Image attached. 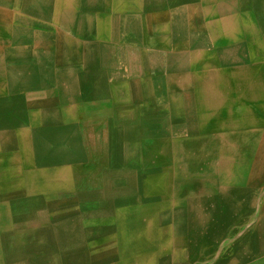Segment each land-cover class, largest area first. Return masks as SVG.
Instances as JSON below:
<instances>
[{"label":"crops","instance_id":"obj_1","mask_svg":"<svg viewBox=\"0 0 264 264\" xmlns=\"http://www.w3.org/2000/svg\"><path fill=\"white\" fill-rule=\"evenodd\" d=\"M0 94V264H264V0H0Z\"/></svg>","mask_w":264,"mask_h":264},{"label":"rangeland","instance_id":"obj_2","mask_svg":"<svg viewBox=\"0 0 264 264\" xmlns=\"http://www.w3.org/2000/svg\"><path fill=\"white\" fill-rule=\"evenodd\" d=\"M114 204L115 203L109 205L110 218L108 220L109 221L108 224L110 227H112L113 224L117 223L115 219L116 213L115 212L112 213V210L115 209ZM134 216H136V214H134ZM78 223L84 224V221L78 220ZM132 223H136V221L130 220L129 224ZM81 232L84 233V230H82ZM106 232L107 231H105L104 233V231L102 232L100 229L98 230L93 229V231H88L89 235L92 234V238H97V239L99 238L98 240L102 238L103 233L105 236L107 234ZM241 233L242 230L238 228L235 234L237 236L236 239L237 241L240 240ZM234 242H235L234 231H229V230L210 231L205 238L200 239L198 245H195L193 247L194 248L193 253L190 252L189 258L192 262L194 261L193 264H220L224 258L228 257L229 253H234L236 248Z\"/></svg>","mask_w":264,"mask_h":264},{"label":"bare ground","instance_id":"obj_3","mask_svg":"<svg viewBox=\"0 0 264 264\" xmlns=\"http://www.w3.org/2000/svg\"><path fill=\"white\" fill-rule=\"evenodd\" d=\"M60 1V0H59ZM88 1V0H87ZM112 1V0H111ZM62 2V1H61ZM122 2V1H121ZM60 3V2H59ZM58 4V3H57ZM56 4V5H57ZM61 4V3H60ZM77 4V3H76ZM112 4V3H111ZM125 4V3H124ZM147 4V3H146ZM56 5H54V6H56ZM64 5V4H63ZM66 5L67 4H65V7H66ZM69 5H70V3H69ZM72 5V4H71ZM145 5V4H144ZM61 6V5H60ZM73 6V5H72ZM123 6V5H122ZM59 7V6H58ZM67 7H69V6H67ZM115 7V6H114ZM117 7V6H116ZM124 7V6H123ZM126 7V6H125ZM124 7V8H125ZM146 7H148V6H146ZM153 7V6H152ZM155 7V6H154ZM157 7V6H156ZM11 8V7H10ZM120 8V7H119ZM65 9V8H64ZM69 9V8H68ZM71 9V8H70ZM73 9H74V7H73ZM117 9V8H116ZM115 9V10H116ZM139 9V8H138ZM54 10V9H53ZM75 10V9H74ZM79 10V9H78ZM114 10V9H113ZM114 10V11H115ZM124 11H126V10H124ZM138 11V10H137ZM149 14V13H148ZM153 15V14H152ZM115 16V15H114ZM145 16V15H144ZM155 16V15H154ZM153 16V17H154ZM141 17V16H140ZM156 17V16H155ZM157 18L158 17H156V20H157ZM160 18V17H159ZM158 18V19H159ZM114 19V18H113ZM164 19V18H163ZM162 19V20H163ZM166 19V18H165ZM155 20V19H154ZM53 21V20H52ZM103 21V20H102ZM49 22V21H48ZM107 22V21H106ZM116 22V21H115ZM105 23V22H104ZM155 23V22H154ZM102 25H103V22H102ZM115 25V24H114ZM153 25V24H152ZM164 25V24H163ZM80 26H81V24H80ZM108 26V25H107ZM107 26H105V27H107ZM115 27H116V25H115ZM147 29V28H146ZM175 29V28H174ZM169 30V29H168ZM104 31H102V33H103ZM115 32H116V30H115ZM155 33H156V31H154ZM160 32V31H159ZM24 33V32H23ZM22 33V34H23ZM28 33V32H27ZM97 33V32H96ZM154 33V34H155ZM163 33V32H162ZM98 34V33H97ZM106 34V33H105ZM160 34V33H159ZM101 35V34H100ZM153 35V34H152ZM162 35V34H161ZM169 36V35H168ZM180 36V35H179ZM13 37V36H12ZM28 37V36H27ZM93 37V36H92ZM102 38V37H101ZM105 38V37H104ZM99 39V38H98ZM102 40V39H101ZM104 40V39H103ZM30 41V40H29ZM143 41V40H142ZM76 42H78V41H76ZM209 42V41H208ZM31 44V43H30ZM106 44V43H105ZM113 45V44H112ZM104 47V46H103ZM154 48V47H153ZM76 49V48H75ZM104 50V49H103ZM124 51V50H123ZM106 52V51H105ZM139 52V51H138ZM116 54V53H115ZM108 55V54H107ZM125 55H126V53H125ZM161 55V54H160ZM159 55V56H160ZM144 56V55H143ZM135 57H136V55H135ZM109 58V57H108ZM111 58V57H110ZM109 58V59H110ZM115 58V57H114ZM145 58V57H144ZM147 58V57H146ZM107 59V58H106ZM206 59V58H205ZM111 60H112V58H111ZM114 60V59H113ZM137 60V59H136ZM145 61V60H144ZM120 62V61H119ZM138 63V62H137ZM140 63V62H139ZM157 63H159V62H157ZM161 64V63H160ZM159 65V64H158ZM124 66V65H123ZM138 66V65H137ZM161 66V65H160ZM182 67V66H181ZM105 69V68H104ZM118 69V68H117ZM103 70V69H102ZM97 71V70H96ZM110 71V70H109ZM109 71H108V73H109ZM146 71V70H145ZM105 72H106V70H105ZM112 72V71H111ZM181 73V72H180ZM98 74H99V72H98ZM122 74V73H121ZM124 74V73H123ZM170 74H173V73H170ZM145 75V74H144ZM96 76V75H95ZM101 76V75H100ZM125 76V75H124ZM172 76V75H171ZM185 76V75H184ZM57 77V76H56ZM63 77V76H62ZM131 77V76H130ZM155 78V77H154ZM169 78V77H168ZM184 78V77H183ZM210 78V77H209ZM135 82V81H134ZM105 85H107V84H105ZM182 85V84H181ZM168 86V85H167ZM166 86V87H167ZM108 87V86H107ZM172 90V89H171ZM6 91V90H5ZM31 91V90H30ZM106 91V90H105ZM109 91V90H108ZM102 92V91H101ZM158 92H159V90H158ZM108 93V92H107ZM4 94V93H3ZM109 94V93H108ZM1 95V94H0ZM70 95V94H69ZM99 95H100V93H99ZM71 96V95H70ZM111 96V95H110ZM115 96V95H114ZM97 97V96H96ZM102 97H104V96H102ZM120 97H121V95H120ZM110 98V97H109ZM115 98V97H114ZM36 99V98H35ZM69 99V98H68ZM113 99V98H112ZM12 101V100H11ZM71 101V100H70ZM112 101V100H111ZM94 103H96V102H94ZM132 103V102H131ZM74 104V103H73ZM157 104V103H156ZM83 105H84V103H83ZM92 105V104H91ZM90 105V103H89V106H91ZM122 105V104H121ZM142 105V104H141ZM146 105V104H145ZM158 105V104H157ZM61 107V106H60ZM139 107H140V105H139ZM67 108V107H66ZM88 108V107H87ZM30 110V109H29ZM84 110V109H83ZM100 110V109H99ZM112 110V109H111ZM150 110V109H149ZM88 111V110H87ZM91 111V110H90ZM145 111V110H144ZM28 112H30V111H28ZM83 112V111H82ZM121 112V111H120ZM55 113V112H54ZM128 113V112H127ZM126 113V114H127ZM66 114V113H65ZM120 114V113H119ZM56 115V114H55ZM69 115V114H68ZM124 115V114H123ZM141 115V114H140ZM72 116V115H71ZM75 117V116H74ZM77 117V116H76ZM142 117V116H141ZM163 117V116H162ZM78 118V117H77ZM106 118V117H105ZM126 118H128V117H126ZM131 119V118H130ZM60 120V119H59ZM80 120V119H79ZM36 121V120H35ZM73 121V120H72ZM39 122V121H38ZM81 122V121H80ZM25 123V122H24ZM26 124V123H25ZM167 124V123H166ZM15 125V124H14ZM97 126V125H96ZM167 126V125H166ZM176 126V125H175ZM8 127H9V125H8ZM84 127V126H83ZM101 128H102V126H101ZM167 128V127H166ZM176 128V127H175ZM86 129H87V127H86ZM105 129V128H104ZM164 129V128H163ZM173 129V128H172ZM10 131V130H9ZM39 131V130H38ZM88 131H89V129H88ZM141 131V130H140ZM143 131V130H142ZM90 132V131H89ZM98 132V131H97ZM100 132V131H99ZM105 132V131H104ZM146 132H147V130H146ZM138 133V132H137ZM140 133V132H139ZM144 134H148V133H144ZM150 135V134H149ZM148 136V135H147ZM106 137H107V135H106ZM140 139V138H139ZM16 140V139H15ZM134 140V139H133ZM16 142V141H15ZM141 143V142H140ZM132 144V143H131ZM137 144V143H136ZM168 144H169V142H168ZM17 145V144H16ZM90 145H91V143H90ZM162 145H163V143H162ZM146 146V145H145ZM144 147V146H143ZM163 148H164V146H162ZM85 148V147H84ZM133 148V147H132ZM158 148V147H157ZM160 148V147H159ZM18 149V148H17ZM14 150V149H13ZM12 150V151H13ZM87 150V149H86ZM93 150V149H92ZM99 154V153H98ZM89 155V154H88ZM92 156V155H91ZM94 157V156H93ZM166 157V156H165ZM168 157V156H167ZM153 158V157H152ZM103 159H105V158H103ZM91 160V159H90ZM93 160V159H92ZM131 161V160H130ZM129 161V162H130ZM98 162V161H97ZM163 162V161H162ZM92 163V162H91ZM88 164V163H87ZM94 164V163H93ZM137 164V163H136ZM135 164V165H136ZM154 164V163H153ZM101 166V165H100ZM125 166V165H124ZM138 166H139V164H138ZM168 166V165H167ZM14 167V166H13ZM12 167V168H13ZM123 167V166H122ZM121 167V168H122ZM130 167V166H129ZM128 167V168H129ZM4 168V167H3ZM6 168V167H5ZM145 169V168H144ZM162 169V168H161ZM26 170V169H25ZM82 170V169H81ZM146 170V169H145ZM74 171V170H73ZM80 171V170H79ZM141 171V170H140ZM88 171H86V173H87ZM91 172V171H90ZM94 172V171H93ZM134 172V171H133ZM162 172V171H161ZM54 173V172H53ZM96 173H97V171H96ZM100 173V172H99ZM7 174V173H6ZM133 174V173H132ZM140 174V173H139ZM142 174V173H141ZM75 175V174H74ZM145 175V174H144ZM151 175V174H150ZM45 176V175H44ZM44 176H43V178H44ZM80 176H82V175H80ZM89 176V175H88ZM133 176V175H132ZM141 176V175H140ZM2 177V176H1ZM83 177V176H82ZM74 178V177H73ZM78 178V177H77ZM51 179V178H50ZM49 179V180H50ZM92 179H94V178H92ZM132 179V178H131ZM148 179V178H147ZM3 180H4V178H3ZM52 180V179H51ZM59 180V179H58ZM57 180V181H58ZM83 180V179H82ZM102 180V179H101ZM55 181V180H54ZM129 181H130V178H129ZM133 181V180H132ZM142 181V180H141ZM152 181V180H151ZM42 182H43V180H42ZM48 182V181H47ZM52 182V181H51ZM77 182V181H76ZM88 182V181H87ZM92 182V181H91ZM144 182V181H143ZM158 182V181H157ZM25 183V182H24ZM102 183V182H101ZM174 183V182H173ZM38 184V183H37ZM82 184H83V182H82ZM93 184V183H92ZM129 184H130V182H129ZM132 184V183H131ZM163 184H164V182H163ZM99 185V184H98ZM133 185V184H132ZM146 185V184H145ZM154 185H155V183H154ZM79 186V185H78ZM81 186V185H80ZM94 186V185H93ZM171 186V185H170ZM50 187V186H49ZM91 187V186H90ZM146 187V186H145ZM50 188H52V187H50ZM154 188V187H153ZM152 188V189H153ZM168 188H170V187H168ZM61 189V188H60ZM151 189V190H152ZM55 190V189H54ZM71 190V189H70ZM135 190V189H134ZM150 190V191H151ZM45 191V190H44ZM172 191V190H171ZM57 192V191H56ZM62 193V192H61ZM143 194H145V193H143ZM57 195V194H56ZM136 195V194H135ZM134 195V196H135ZM53 197V196H52ZM56 197V196H55ZM164 198H166V197H164ZM34 199V198H33ZM104 199V198H103ZM115 199V198H114ZM31 200V199H30ZM120 200V199H119ZM122 200H124V199H122ZM165 200V199H164ZM127 201V200H126ZM33 202V201H32ZM38 202V201H37ZM95 202V201H94ZM25 203V202H24ZM93 203V202H92ZM11 204V203H10ZM9 204V205H10ZM32 204V203H31ZM45 204V203H44ZM83 204V203H82ZM85 204H87V203H85ZM112 204V202H110L109 201V205H111ZM132 204V207H140V208H142L143 210L145 209L146 211L145 212H143L142 210V213L141 214H139L141 217H140V219L138 220L136 217H137V212H136V209H134L133 210V208H132V210H128L127 212V214H126V216H125V219H123V216H122V213L121 212H116V214H115V219H116V221L118 222V223H121V222H130V220L131 221H136V222H142V221H144V220H146L145 218H148L149 217V214H150V211H148V208H151V205H153L152 204V201H151V199L150 198H145V199H143V198H140V199H138V200H134L133 201V203H131ZM156 204V203H155ZM174 204V203H173ZM90 205V204H89ZM81 206V205H80ZM105 206V205H104ZM103 206V207H104ZM109 207V206H108ZM156 207V206H155ZM32 208H34V207H32ZM97 208V207H96ZM101 208V207H100ZM153 208V207H152ZM151 208V209H152ZM12 209V208H11ZM38 209V208H37ZM32 210V209H31ZM65 210V209H64ZM98 210V209H97ZM105 210V209H104ZM122 210V209H121ZM30 211V210H29ZM34 211V210H33ZM61 211V210H60ZM94 211V210H93ZM126 211V210H125ZM133 211V212H132ZM17 212V211H16ZM21 212H23V211H21ZM20 212V213H21ZM32 213V212H31ZM134 214H136V216H134ZM17 215V214H16ZM24 215V214H23ZM35 215H37V212H36V214ZM23 217V216H22ZM37 217V216H36ZM42 217V216H41ZM81 217V219H82V216H79V215H77L76 217H75V219H77V220H79V218ZM112 217V216H111ZM44 218V217H43ZM110 217H108V219H109ZM73 219V218H72ZM80 219V220H81ZM99 219V218H98ZM130 219V220H129ZM32 220H34V219H32ZM111 220V219H110ZM63 221V220H62ZM67 221H68V219H67ZM74 221V220H73ZM112 221V220H111ZM99 222V221H98ZM11 223V222H10ZM70 223V222H69ZM108 223H109V221H108ZM69 225V224H68ZM122 225V224H121ZM64 226V225H63ZM128 226V225H127ZM24 227V226H23ZM37 227V226H36ZM120 227V226H119ZM51 228V227H50ZM59 229V228H58ZM57 229V230H58ZM63 229V228H62ZM123 229V228H122ZM1 230V229H0ZM60 230V229H59ZM63 231V230H62ZM108 232V234L107 235H105L104 236V239L106 240V239H108V238H110V240L108 241V242H110V241H114V240H116V239H118V236H119V234H123V236L124 237H127L129 234H128V230H125V232L123 231V230H113V231H111V230H108L107 231ZM41 233V232H40ZM62 234V233H61ZM40 235V234H39ZM59 235V234H58ZM63 235V234H62ZM37 236V235H36ZM43 236V235H42ZM48 238V237H47ZM52 238V237H51ZM65 238V237H64ZM37 240V239H36ZM58 240V239H57ZM53 241V240H52ZM47 242V241H46ZM54 242V241H53ZM52 244V243H51ZM50 244V245H51ZM55 244V243H54ZM35 248V247H34ZM43 248V247H42ZM37 250V249H36ZM38 250H39V248H38ZM45 250V249H44ZM39 254V253H38ZM53 254V253H52ZM37 257V256H36ZM20 261V260H19ZM25 261V260H24ZM69 262H72V260L70 261L69 260ZM7 263V262H6ZM12 264V263H11Z\"/></svg>","mask_w":264,"mask_h":264}]
</instances>
